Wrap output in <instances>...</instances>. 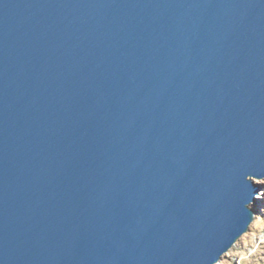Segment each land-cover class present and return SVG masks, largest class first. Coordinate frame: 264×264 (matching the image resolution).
<instances>
[{"label": "water", "instance_id": "95a60500", "mask_svg": "<svg viewBox=\"0 0 264 264\" xmlns=\"http://www.w3.org/2000/svg\"><path fill=\"white\" fill-rule=\"evenodd\" d=\"M264 178V0H0V264H215Z\"/></svg>", "mask_w": 264, "mask_h": 264}, {"label": "rangeland", "instance_id": "374dc122", "mask_svg": "<svg viewBox=\"0 0 264 264\" xmlns=\"http://www.w3.org/2000/svg\"><path fill=\"white\" fill-rule=\"evenodd\" d=\"M260 190L251 204L255 212L249 230L215 264H264V178L255 179Z\"/></svg>", "mask_w": 264, "mask_h": 264}]
</instances>
